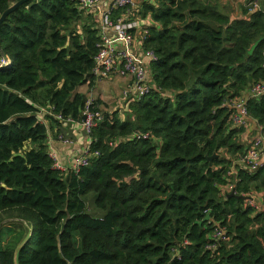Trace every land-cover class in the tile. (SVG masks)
Listing matches in <instances>:
<instances>
[{
    "label": "trees",
    "instance_id": "trees-1",
    "mask_svg": "<svg viewBox=\"0 0 264 264\" xmlns=\"http://www.w3.org/2000/svg\"><path fill=\"white\" fill-rule=\"evenodd\" d=\"M16 1L0 0V14ZM136 1L153 22L142 45L156 57L154 89L124 119L102 113L98 155L76 173L52 167L46 136L52 114L80 119L96 19L72 0H26L0 23V212L25 225L0 229V264H264V164L239 167L225 190L247 143L221 106L264 80V10L231 18L205 0ZM246 105L264 133V94ZM249 192L257 211L238 196ZM216 224L224 238L211 250Z\"/></svg>",
    "mask_w": 264,
    "mask_h": 264
},
{
    "label": "built area",
    "instance_id": "built-area-1",
    "mask_svg": "<svg viewBox=\"0 0 264 264\" xmlns=\"http://www.w3.org/2000/svg\"><path fill=\"white\" fill-rule=\"evenodd\" d=\"M72 1L78 8L89 12L96 19V51L92 58L90 70L94 83L91 87H94L96 82L106 78L109 80L113 78L125 80L114 96V107L108 110L117 111L118 117L123 119L121 116L129 113L127 110L128 104L154 89V85L150 80L148 65L156 57L152 50L144 48L142 45L148 26L140 25L136 20V0ZM256 5L254 3L250 10H256ZM8 63L9 61L5 56H0V66H5ZM262 94H264V80H259L250 85L246 94L228 98L221 104L222 107L230 110L228 120L233 127H242L243 130L253 132L244 151L236 152L231 157V164L226 174L232 181L225 186V190L229 193H234L233 183L236 181L239 167L254 172L264 164V133L260 127L252 131L253 119L250 118L246 105L247 98ZM84 96L85 99L78 121L61 118L59 114H52L58 122L64 120L78 122L83 135L80 147L66 159H59L55 151L47 148L52 167L63 173L67 170L76 173L79 168L88 165L91 158L98 155L96 150L90 149L92 141L90 131L101 120L102 112L99 110L93 96L88 94ZM42 112L49 114L48 109H41ZM130 137L146 138L148 133L132 132L128 138ZM57 139L68 142V139L63 138L61 134H57ZM115 143V140L108 142L109 146H113ZM244 196L247 205L254 208V211L261 208V203L255 192L246 193ZM220 238H224V227L216 224L212 229L210 241L207 243L206 248L214 249L216 241Z\"/></svg>",
    "mask_w": 264,
    "mask_h": 264
},
{
    "label": "rangeland",
    "instance_id": "rangeland-1",
    "mask_svg": "<svg viewBox=\"0 0 264 264\" xmlns=\"http://www.w3.org/2000/svg\"><path fill=\"white\" fill-rule=\"evenodd\" d=\"M208 1V0H205ZM211 4H214L219 11H227L230 15L233 17H240L242 13V7H249L252 8L253 4L256 3V10H264V0H252V1H247V0H209L208 1ZM251 3V4H250ZM137 15V13H136ZM136 20L140 24H148V21L146 20L147 16H141L140 14L137 15ZM109 79H104L102 81L97 82V85L95 83L94 87L88 88L87 86H82L80 88V92H82L84 95H90L95 98V102L97 103V106L99 110L103 113L108 110H111L114 107V96L117 93L118 89L124 84L121 85L119 79H112L108 81ZM100 83V84H99ZM115 89V93L112 94L111 97H108L106 93L109 92V90ZM128 115V114H127ZM125 116H121V118H125ZM130 117V116H129ZM258 129V126L256 127V130ZM255 130V129H254ZM253 131V129H252ZM248 138V136H247ZM241 142L243 144H246V139L243 140L241 139ZM221 154H224V151H221ZM21 225H18V224ZM5 227H8L9 229H16V231L20 230L23 233L25 232V225L20 222L18 218L14 216L12 212L9 211H2L0 212V229L2 230L4 228L5 231V238H8L11 234V232L7 231ZM29 230H27L28 232ZM26 232V233H27ZM9 235V236H8ZM5 238L3 240L1 239L2 243L5 241Z\"/></svg>",
    "mask_w": 264,
    "mask_h": 264
},
{
    "label": "crops",
    "instance_id": "crops-1",
    "mask_svg": "<svg viewBox=\"0 0 264 264\" xmlns=\"http://www.w3.org/2000/svg\"><path fill=\"white\" fill-rule=\"evenodd\" d=\"M224 1H227V0H224ZM221 12L229 15L231 18H235L232 15H230L227 11L223 10ZM146 20L148 21V24H142L143 26L153 25V22L149 16H147ZM113 79H119L121 85L123 84V82H125V80L121 78H113ZM96 85H97V82H96ZM81 87L82 86L78 88V91L80 90ZM115 92H116L115 89H111L106 94L108 95V97H111L112 94ZM43 122L46 123L45 120H43ZM57 125H58L57 128H54L55 126L54 127L52 126V130L47 133V136H46L47 148L48 150L55 151L59 159H66L67 157L71 156L76 149L80 147V143L82 142L83 135H82V132L80 131L81 129H80L78 122L74 123V121L64 120V121L58 122ZM251 128L253 130L255 129L254 121H252ZM250 131L251 130L249 131L243 130L242 134L240 135V140L246 139L247 141L246 143H248V141L251 138V135L253 134V132H250ZM57 134H61L63 138H67L68 142L57 139Z\"/></svg>",
    "mask_w": 264,
    "mask_h": 264
},
{
    "label": "water",
    "instance_id": "water-1",
    "mask_svg": "<svg viewBox=\"0 0 264 264\" xmlns=\"http://www.w3.org/2000/svg\"><path fill=\"white\" fill-rule=\"evenodd\" d=\"M26 0H17L15 3H13L12 5H10L9 7H7L1 14H0V23L2 22V20L4 19V17L11 12L14 8H16L20 3L24 2ZM233 194V193H230ZM239 197H241L242 199H246L245 196H241L238 195ZM29 233V231H28Z\"/></svg>",
    "mask_w": 264,
    "mask_h": 264
}]
</instances>
